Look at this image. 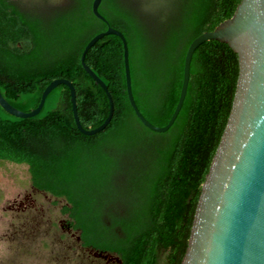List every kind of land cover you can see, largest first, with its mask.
<instances>
[{
	"label": "trees",
	"instance_id": "trees-1",
	"mask_svg": "<svg viewBox=\"0 0 264 264\" xmlns=\"http://www.w3.org/2000/svg\"><path fill=\"white\" fill-rule=\"evenodd\" d=\"M240 0H42L22 11L0 0V93L28 112L45 87L68 79L85 129L109 110L102 87L84 70L87 42L108 26L126 39L134 101L156 126L169 121L178 101L185 52L191 41L232 16ZM165 7L162 14L154 11ZM85 63L106 84L114 104L109 124L81 133L69 88L58 85L32 117L0 107V160L24 163L31 185L66 203L67 227L80 245L109 252L114 264H180L201 185L231 107L237 54L209 40L193 52L187 92L165 132L145 127L129 104L123 45L104 35Z\"/></svg>",
	"mask_w": 264,
	"mask_h": 264
},
{
	"label": "water",
	"instance_id": "water-1",
	"mask_svg": "<svg viewBox=\"0 0 264 264\" xmlns=\"http://www.w3.org/2000/svg\"><path fill=\"white\" fill-rule=\"evenodd\" d=\"M100 2L92 0L91 9L97 18L106 21L98 11ZM107 34L117 35L123 45L129 104L140 122L155 132H165L176 119L187 92L191 58L201 43L217 40L228 44L237 54L238 76L231 107L201 185L180 264H264V0H240L231 17L191 41L185 52L178 101L164 126L152 124L138 109L131 90L127 42L123 34L111 26L94 35L80 57L84 70L102 87L108 98V114L99 126L85 129L81 125L75 88L65 78L52 80L43 90L37 107L28 112L11 105L1 93L0 107L16 117H32L40 112L50 91L64 84L70 91L78 130L85 135L103 130L113 116L112 96L84 58L89 48ZM77 240H80L79 236ZM88 250L95 257L120 263L112 253Z\"/></svg>",
	"mask_w": 264,
	"mask_h": 264
},
{
	"label": "rangeland",
	"instance_id": "rangeland-1",
	"mask_svg": "<svg viewBox=\"0 0 264 264\" xmlns=\"http://www.w3.org/2000/svg\"><path fill=\"white\" fill-rule=\"evenodd\" d=\"M154 9L160 15L166 10ZM25 195L31 196L30 205L9 208ZM65 203L33 189L26 164L0 160V264H114L81 247L78 231L68 229V216L61 212Z\"/></svg>",
	"mask_w": 264,
	"mask_h": 264
},
{
	"label": "flooded vegetation",
	"instance_id": "flooded-vegetation-1",
	"mask_svg": "<svg viewBox=\"0 0 264 264\" xmlns=\"http://www.w3.org/2000/svg\"><path fill=\"white\" fill-rule=\"evenodd\" d=\"M8 1L11 2L14 6H16L17 8H19L22 11H26V10L30 11L31 8H33L35 6L36 2H38V1L40 2L42 0H8ZM63 1H65V0H63ZM33 189H36V188L33 187ZM38 191H40V190H38ZM32 201L33 200L31 199L30 195H25L23 198L15 199L9 205V208L10 209H25L28 205H30L32 203ZM68 229L70 230L69 227H68Z\"/></svg>",
	"mask_w": 264,
	"mask_h": 264
}]
</instances>
